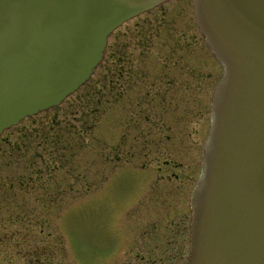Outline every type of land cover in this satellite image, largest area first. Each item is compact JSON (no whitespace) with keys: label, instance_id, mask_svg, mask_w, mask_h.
<instances>
[{"label":"rangeland","instance_id":"374dc122","mask_svg":"<svg viewBox=\"0 0 264 264\" xmlns=\"http://www.w3.org/2000/svg\"><path fill=\"white\" fill-rule=\"evenodd\" d=\"M111 67L154 68L147 83L159 77L154 114L171 126L170 137H160L169 148L155 149L151 136L135 145L123 125L139 122L138 110L122 117L118 94L107 92L110 80L119 84ZM221 74L195 24L193 0H168L118 27L82 88L0 136V235L14 237L0 243V264H188L186 194L172 209L168 191L148 195L149 187L164 160L186 161L191 186ZM174 222L185 228L179 248Z\"/></svg>","mask_w":264,"mask_h":264},{"label":"water","instance_id":"95a60500","mask_svg":"<svg viewBox=\"0 0 264 264\" xmlns=\"http://www.w3.org/2000/svg\"><path fill=\"white\" fill-rule=\"evenodd\" d=\"M167 0H0V134L59 105L102 60L110 33ZM226 74L192 198L189 264H264V0H194Z\"/></svg>","mask_w":264,"mask_h":264},{"label":"flooded vegetation","instance_id":"af4514ba","mask_svg":"<svg viewBox=\"0 0 264 264\" xmlns=\"http://www.w3.org/2000/svg\"><path fill=\"white\" fill-rule=\"evenodd\" d=\"M123 69L115 68V67L109 68V72H114V71L119 72V77L116 78L119 84H117V81L114 82L113 80H110L109 81L110 88H108L107 86L108 88L107 92L111 95H114V98H116L115 94L116 93L118 94V97L115 101L119 103L118 108L120 109V113L122 117H124L125 115L128 116L129 111H131L134 107L138 110V115L136 111V116L140 118V121L137 122V119H136L135 122L133 121L128 125L126 124L124 128H127L129 133H133L136 140H139L141 136L153 137L152 141L147 138L146 142L152 145L155 149L161 150L162 148H164L165 144L160 142V137H170L168 133L171 132L170 131L171 126L169 124L168 125L165 124V126H161L159 124V119L154 114L155 104L157 103L156 99L157 97H159V87H158L159 77L157 75L156 76L151 75L152 81L147 83V81L149 80L148 79L149 75L146 73H148V71L153 72L154 70L153 67H150V69H146V67L136 68L135 71L131 70V68H129V70H123ZM156 73L159 74L157 70H156ZM134 84H136V86L133 87L132 85ZM144 84H148V86L145 87ZM117 86H119L118 89H117ZM145 88H147L146 91H145ZM150 88L151 89L156 88V90L152 91V93L148 95L147 93L149 92ZM133 89H135V92L138 89L137 91L138 94L136 98L129 97V93L130 92L133 93ZM132 104H136V105H132ZM111 111H114V109H112ZM186 115L187 114L185 113V110H184V117H187L188 119L189 114L187 116ZM131 116H130L131 120L135 119ZM165 147L169 148L170 146L168 144V146H165ZM169 152H170V149H169ZM188 158L190 160L191 156H189ZM161 164H163V167H159L158 169L159 172L157 171V176L154 182L150 183L148 195H150L152 192L156 193L159 191L166 194V192L168 191L169 195L172 198V204H170V206H172L171 208L174 209L182 205L183 196L184 194H186V199L184 203V205H186V202L191 192V186L189 185L187 181H184L185 171H186V161L183 160L179 162L177 160H164L163 163ZM145 167L146 165H143V168ZM187 167L189 169V166ZM189 178H190V175H189ZM46 180L48 181V178H46ZM158 187H160L161 189ZM48 192L49 191H46V193ZM181 208L183 209V206ZM186 210L188 212L187 206H186ZM175 223H178V226H176V233H177L178 238L176 237L173 247L175 246L177 247V242L180 241L181 243L182 241L181 238H182V235L184 236L183 232L185 230L183 223L174 222V224ZM6 233L7 234L0 235V243H3V242L9 243L14 238L10 236L9 232H6ZM179 245L181 246V244ZM138 262H141V261H138Z\"/></svg>","mask_w":264,"mask_h":264}]
</instances>
